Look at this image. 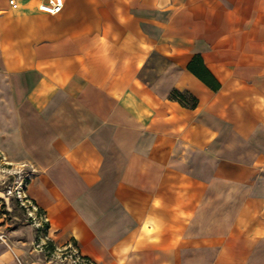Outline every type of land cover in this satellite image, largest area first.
Segmentation results:
<instances>
[{
  "label": "crops",
  "instance_id": "1",
  "mask_svg": "<svg viewBox=\"0 0 264 264\" xmlns=\"http://www.w3.org/2000/svg\"><path fill=\"white\" fill-rule=\"evenodd\" d=\"M9 1L0 152L34 169L47 227L0 215V264L70 244L91 264H264V0Z\"/></svg>",
  "mask_w": 264,
  "mask_h": 264
},
{
  "label": "rangeland",
  "instance_id": "2",
  "mask_svg": "<svg viewBox=\"0 0 264 264\" xmlns=\"http://www.w3.org/2000/svg\"><path fill=\"white\" fill-rule=\"evenodd\" d=\"M152 62V66L157 64L158 68L155 72H148L145 80L149 82L166 67V62L160 57L155 56ZM34 173L29 163H9L0 152V215L6 221L7 229L21 224L41 226L40 221L37 222L36 207L23 192L30 179L35 177ZM13 206L18 208L15 213H12ZM20 206H24L25 210H20ZM42 220L44 222L43 216Z\"/></svg>",
  "mask_w": 264,
  "mask_h": 264
},
{
  "label": "built area",
  "instance_id": "3",
  "mask_svg": "<svg viewBox=\"0 0 264 264\" xmlns=\"http://www.w3.org/2000/svg\"><path fill=\"white\" fill-rule=\"evenodd\" d=\"M9 4L12 8H16L17 4L10 0ZM64 6V0H47L38 5V9L49 15H57L59 14ZM44 217V216H43ZM42 218V216H41ZM45 220V218H44ZM5 237L3 234H0V240L4 241ZM50 258L55 260V264H91L92 262L83 257L76 246L67 245L63 248H55L53 251L49 253Z\"/></svg>",
  "mask_w": 264,
  "mask_h": 264
},
{
  "label": "trees",
  "instance_id": "4",
  "mask_svg": "<svg viewBox=\"0 0 264 264\" xmlns=\"http://www.w3.org/2000/svg\"><path fill=\"white\" fill-rule=\"evenodd\" d=\"M187 69L210 89L215 91L219 88L218 82L212 77L209 71L205 68L202 59L199 55L196 54L193 56V58L187 65ZM170 97L191 108H194L197 105V99L187 92H179L177 90H173ZM17 209L18 208L16 206H13L12 213H15ZM19 209L22 211L25 210L24 206H20ZM43 214L44 212H42L41 209L36 208L37 217L43 216ZM9 216H11V214H9ZM42 227L43 228L47 227L46 222L42 223ZM49 250L50 253L51 251H53V248L51 247Z\"/></svg>",
  "mask_w": 264,
  "mask_h": 264
}]
</instances>
